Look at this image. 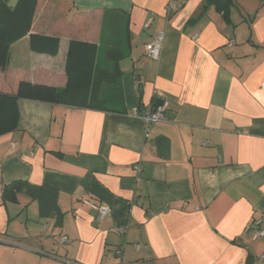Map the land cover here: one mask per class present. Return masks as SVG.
I'll use <instances>...</instances> for the list:
<instances>
[{
	"label": "crops",
	"instance_id": "obj_1",
	"mask_svg": "<svg viewBox=\"0 0 264 264\" xmlns=\"http://www.w3.org/2000/svg\"><path fill=\"white\" fill-rule=\"evenodd\" d=\"M107 9L128 15L130 40L103 29ZM230 18L206 0H39L32 32L59 35V53L13 43L0 89L26 79L63 92L79 37L104 66L124 49L121 96L108 110L19 101V127L0 136V264H264V239L247 230L264 227V0H236ZM161 101L167 121L147 131L139 115ZM13 180L55 188L62 223L23 192L5 200Z\"/></svg>",
	"mask_w": 264,
	"mask_h": 264
},
{
	"label": "trees",
	"instance_id": "obj_2",
	"mask_svg": "<svg viewBox=\"0 0 264 264\" xmlns=\"http://www.w3.org/2000/svg\"><path fill=\"white\" fill-rule=\"evenodd\" d=\"M236 0H206L229 22L231 7ZM39 0H20L14 8L8 0L0 1V73L9 64L11 45L29 36V48L40 54L56 56L59 53L61 37L32 32ZM198 19V18H197ZM129 17L117 9H107L103 14V29H113L120 36L130 40ZM115 39V36H113ZM111 47L106 51L109 66L99 62V44L73 37L68 44L65 61L67 75L66 88L62 92L57 86L22 79L14 92L0 89V136L13 132L19 127L21 99H31L49 103H61L79 108L108 110L113 100L121 96L119 62L125 55L124 49ZM157 102L155 106L161 104ZM18 192H26L38 201L42 216L55 219L60 225L63 212L58 206V191L47 185L33 184L28 180H13L5 183L3 198L16 200Z\"/></svg>",
	"mask_w": 264,
	"mask_h": 264
},
{
	"label": "built area",
	"instance_id": "obj_3",
	"mask_svg": "<svg viewBox=\"0 0 264 264\" xmlns=\"http://www.w3.org/2000/svg\"><path fill=\"white\" fill-rule=\"evenodd\" d=\"M176 9V6L174 3H169L167 5L166 13L167 15H170L171 12H173ZM152 22V18L149 19L146 23V27H148ZM193 38L196 40H199V35H195ZM165 39V33L164 32H157L152 36L151 41L147 44V52L148 55L154 59H159L163 47V42ZM233 41L230 42V45H232ZM169 106L168 101H163L161 104L157 106H152L148 109H146L142 114L139 115V117L143 120L145 123L147 131L150 128V125L155 122H166L167 118L165 116V112ZM136 113V111H135ZM136 171H140L141 167L140 165L135 166ZM98 210V218L102 219L104 216L108 215L110 216L112 213V209L109 206H94ZM262 220L261 218L253 220L248 226L247 230H254V238H263L264 239V227H262ZM126 231V227H119L118 232L120 234H124ZM62 242L67 241V237L63 236L61 239ZM136 248H139V245H136ZM123 248L120 247L116 251L117 257H120V259L123 256ZM262 258L264 259V253L262 255ZM121 264V263H119ZM217 264V263H213Z\"/></svg>",
	"mask_w": 264,
	"mask_h": 264
},
{
	"label": "water",
	"instance_id": "obj_4",
	"mask_svg": "<svg viewBox=\"0 0 264 264\" xmlns=\"http://www.w3.org/2000/svg\"><path fill=\"white\" fill-rule=\"evenodd\" d=\"M20 0H9L8 5L12 8L16 7L18 5Z\"/></svg>",
	"mask_w": 264,
	"mask_h": 264
},
{
	"label": "rangeland",
	"instance_id": "obj_5",
	"mask_svg": "<svg viewBox=\"0 0 264 264\" xmlns=\"http://www.w3.org/2000/svg\"><path fill=\"white\" fill-rule=\"evenodd\" d=\"M111 106H112V104H111ZM24 193V195H26L27 197H29L30 198V195H28L26 192H23ZM25 196V197H26Z\"/></svg>",
	"mask_w": 264,
	"mask_h": 264
}]
</instances>
